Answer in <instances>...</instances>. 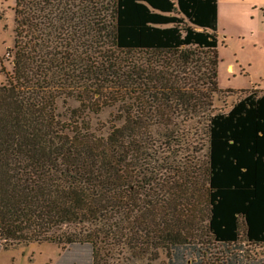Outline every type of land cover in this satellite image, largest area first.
<instances>
[{
  "label": "trees",
  "instance_id": "obj_1",
  "mask_svg": "<svg viewBox=\"0 0 264 264\" xmlns=\"http://www.w3.org/2000/svg\"><path fill=\"white\" fill-rule=\"evenodd\" d=\"M217 7L14 0L12 71L0 63L3 249L83 244L91 264H152L178 245L236 244L240 226L264 245V90L213 112ZM57 99L78 102L67 122ZM113 107L93 129L87 113ZM199 131L205 160L188 165L177 153Z\"/></svg>",
  "mask_w": 264,
  "mask_h": 264
},
{
  "label": "rangeland",
  "instance_id": "obj_2",
  "mask_svg": "<svg viewBox=\"0 0 264 264\" xmlns=\"http://www.w3.org/2000/svg\"><path fill=\"white\" fill-rule=\"evenodd\" d=\"M100 1L102 4L106 3V0ZM218 2L217 83L220 91L214 97V113L226 112L249 92L260 94L264 90V0H218L217 5ZM13 8L14 0H0V63L6 73H10L13 67V55L9 53L13 50L14 40ZM69 25L74 27L80 24ZM78 42L83 43L82 38H78ZM2 83L4 76L0 72V84ZM77 107L78 102L74 99L56 101L57 115L63 122L68 120V111ZM116 113L117 107L104 108L99 114L87 113L86 119L94 129L107 124ZM179 121L185 125L197 124L196 119L190 122L180 118ZM121 124L122 121L116 123L118 126ZM194 134H190L177 155L187 160L188 165L196 166L205 160V137L200 131L199 135ZM242 236L240 226V239L236 244L174 246L171 247L169 257L161 252L159 259L152 264H264V245L246 244ZM91 263L89 245L72 244L61 247L32 243L5 250L0 244V264ZM131 264H146V261Z\"/></svg>",
  "mask_w": 264,
  "mask_h": 264
},
{
  "label": "crops",
  "instance_id": "obj_3",
  "mask_svg": "<svg viewBox=\"0 0 264 264\" xmlns=\"http://www.w3.org/2000/svg\"><path fill=\"white\" fill-rule=\"evenodd\" d=\"M218 1V0H217ZM218 9H219V2H218Z\"/></svg>",
  "mask_w": 264,
  "mask_h": 264
}]
</instances>
